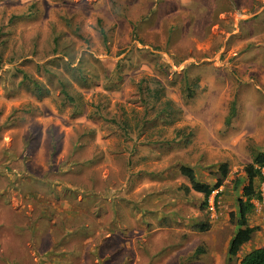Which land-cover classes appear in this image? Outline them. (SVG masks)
I'll list each match as a JSON object with an SVG mask.
<instances>
[{"label": "rangeland", "instance_id": "rangeland-1", "mask_svg": "<svg viewBox=\"0 0 264 264\" xmlns=\"http://www.w3.org/2000/svg\"><path fill=\"white\" fill-rule=\"evenodd\" d=\"M263 150L264 0H0V264H239Z\"/></svg>", "mask_w": 264, "mask_h": 264}, {"label": "trees", "instance_id": "trees-1", "mask_svg": "<svg viewBox=\"0 0 264 264\" xmlns=\"http://www.w3.org/2000/svg\"><path fill=\"white\" fill-rule=\"evenodd\" d=\"M65 94L69 97L68 93ZM231 116H234V111ZM263 168L264 150L258 152L254 156L253 161L245 167L246 181L238 180L236 182L238 186L245 185L243 186L244 199L238 202L237 225L239 229L230 245V255L232 257H237L240 254L241 248L252 240V236L256 232V228L250 226L249 217L255 209L253 201L261 200V194L257 190L256 183L257 181L262 182L264 180L262 175ZM229 169L228 164H223L220 167L221 178L214 186L199 182L192 168L182 167L181 169V174L189 181L191 190L205 196V201L201 205L204 219L194 227L198 233H206L211 230V221L209 220L211 212L208 211L210 210L209 199L215 191L223 187L224 180L229 175ZM240 264H264V248H258L248 253L243 257Z\"/></svg>", "mask_w": 264, "mask_h": 264}, {"label": "built area", "instance_id": "built-area-1", "mask_svg": "<svg viewBox=\"0 0 264 264\" xmlns=\"http://www.w3.org/2000/svg\"><path fill=\"white\" fill-rule=\"evenodd\" d=\"M262 175L264 177V168L262 169ZM260 194H261V200H264V180L261 183Z\"/></svg>", "mask_w": 264, "mask_h": 264}, {"label": "crops", "instance_id": "crops-1", "mask_svg": "<svg viewBox=\"0 0 264 264\" xmlns=\"http://www.w3.org/2000/svg\"><path fill=\"white\" fill-rule=\"evenodd\" d=\"M242 259H243V258H242ZM242 259H241V260H242ZM241 260H240V262H241ZM240 262H239V264H240Z\"/></svg>", "mask_w": 264, "mask_h": 264}]
</instances>
